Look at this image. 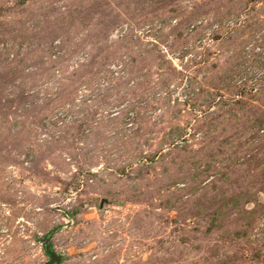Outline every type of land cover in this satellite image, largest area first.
Instances as JSON below:
<instances>
[{"label": "rangeland", "instance_id": "rangeland-1", "mask_svg": "<svg viewBox=\"0 0 264 264\" xmlns=\"http://www.w3.org/2000/svg\"><path fill=\"white\" fill-rule=\"evenodd\" d=\"M47 241L264 264V0H0V264Z\"/></svg>", "mask_w": 264, "mask_h": 264}, {"label": "water", "instance_id": "water-1", "mask_svg": "<svg viewBox=\"0 0 264 264\" xmlns=\"http://www.w3.org/2000/svg\"><path fill=\"white\" fill-rule=\"evenodd\" d=\"M46 239H49V238H46ZM45 247H46L47 252H48L50 259H51V261L49 263L51 264L52 262L57 261L59 259V256H57L55 253H53L52 251L49 250L48 241L46 242Z\"/></svg>", "mask_w": 264, "mask_h": 264}, {"label": "trees", "instance_id": "trees-1", "mask_svg": "<svg viewBox=\"0 0 264 264\" xmlns=\"http://www.w3.org/2000/svg\"><path fill=\"white\" fill-rule=\"evenodd\" d=\"M49 234H50V232H49ZM49 234H47L46 236H48Z\"/></svg>", "mask_w": 264, "mask_h": 264}]
</instances>
